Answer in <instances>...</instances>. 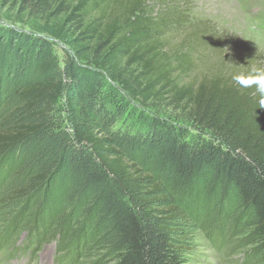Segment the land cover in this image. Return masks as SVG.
I'll return each mask as SVG.
<instances>
[{
  "label": "trees",
  "instance_id": "obj_1",
  "mask_svg": "<svg viewBox=\"0 0 264 264\" xmlns=\"http://www.w3.org/2000/svg\"><path fill=\"white\" fill-rule=\"evenodd\" d=\"M179 1L0 0V161L19 160L14 197L79 198L115 264H188L164 186L222 193L264 264V108L232 81L258 54L210 22L185 27Z\"/></svg>",
  "mask_w": 264,
  "mask_h": 264
},
{
  "label": "rangeland",
  "instance_id": "obj_2",
  "mask_svg": "<svg viewBox=\"0 0 264 264\" xmlns=\"http://www.w3.org/2000/svg\"><path fill=\"white\" fill-rule=\"evenodd\" d=\"M180 1L185 3L182 11L188 17L185 27L210 22L222 35L255 51L257 65L264 68V0ZM8 14L0 6V20L7 22ZM16 26L29 31L26 25ZM56 50L63 57L61 42H56ZM204 58L201 71L219 60L211 54ZM11 91L5 86L0 91V119L9 111ZM161 109L163 117L177 115ZM189 133L196 134L192 129ZM11 159L14 170L19 169V160ZM8 163L9 159L0 161V264H115L113 252L92 239L94 229H84L86 211L79 198L55 202L43 192L36 197H14L19 170L7 168ZM162 195L160 207L169 212L167 227L188 264H263L250 230L238 221V207L223 201L222 193L206 191L190 198L164 186ZM81 229L84 237L78 239Z\"/></svg>",
  "mask_w": 264,
  "mask_h": 264
},
{
  "label": "clouds",
  "instance_id": "obj_3",
  "mask_svg": "<svg viewBox=\"0 0 264 264\" xmlns=\"http://www.w3.org/2000/svg\"><path fill=\"white\" fill-rule=\"evenodd\" d=\"M232 81L241 89H253L259 96V107L264 108V68H253L250 74H233Z\"/></svg>",
  "mask_w": 264,
  "mask_h": 264
}]
</instances>
